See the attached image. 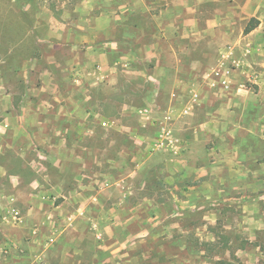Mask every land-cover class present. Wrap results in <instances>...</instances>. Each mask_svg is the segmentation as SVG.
<instances>
[{
    "label": "rangeland",
    "instance_id": "1",
    "mask_svg": "<svg viewBox=\"0 0 264 264\" xmlns=\"http://www.w3.org/2000/svg\"><path fill=\"white\" fill-rule=\"evenodd\" d=\"M212 4L0 0V264H264V23Z\"/></svg>",
    "mask_w": 264,
    "mask_h": 264
},
{
    "label": "crops",
    "instance_id": "2",
    "mask_svg": "<svg viewBox=\"0 0 264 264\" xmlns=\"http://www.w3.org/2000/svg\"><path fill=\"white\" fill-rule=\"evenodd\" d=\"M194 0H171L172 6H180L182 5L184 8L190 11V2ZM208 1V0H204ZM222 1L225 4L223 6L218 7L217 2ZM209 0L212 4V9L215 11L212 17L208 20L207 28L205 29V35L210 36L211 41L214 42L215 45H212L211 48H218L221 49L223 46H226L227 43L233 42L237 40V37H233L234 34L233 29L231 26L237 22V20H242L244 16L256 18L259 23L258 25L249 33H244L241 29L240 37L242 35H246L249 37L254 36L259 27L262 26L263 16H264V0ZM200 2V0H196V3ZM194 10V9H193ZM219 14V16H217ZM262 14V15H261ZM223 15H225L223 17ZM220 27V28H219ZM217 28H219L217 30ZM218 31V32H217ZM217 43V44H216ZM173 68V66H172ZM165 69V68H164ZM173 71V70H172ZM158 75V70H157ZM177 81V79H176ZM16 222H19L21 225L24 223L23 219L19 218L18 216H14ZM50 240H53L52 238Z\"/></svg>",
    "mask_w": 264,
    "mask_h": 264
},
{
    "label": "trees",
    "instance_id": "3",
    "mask_svg": "<svg viewBox=\"0 0 264 264\" xmlns=\"http://www.w3.org/2000/svg\"><path fill=\"white\" fill-rule=\"evenodd\" d=\"M258 23L259 21L256 18H251L244 28V33L247 34L252 31L258 25ZM214 264H226V261L219 259Z\"/></svg>",
    "mask_w": 264,
    "mask_h": 264
}]
</instances>
